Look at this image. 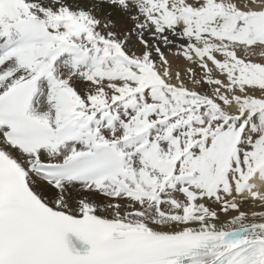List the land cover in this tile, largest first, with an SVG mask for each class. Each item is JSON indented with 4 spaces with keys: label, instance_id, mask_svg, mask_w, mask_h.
<instances>
[{
    "label": "snow or ice",
    "instance_id": "snow-or-ice-1",
    "mask_svg": "<svg viewBox=\"0 0 264 264\" xmlns=\"http://www.w3.org/2000/svg\"><path fill=\"white\" fill-rule=\"evenodd\" d=\"M0 264H264V0H0Z\"/></svg>",
    "mask_w": 264,
    "mask_h": 264
}]
</instances>
